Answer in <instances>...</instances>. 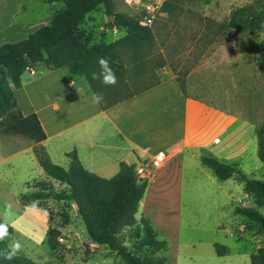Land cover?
Instances as JSON below:
<instances>
[{"label":"rangeland","instance_id":"374dc122","mask_svg":"<svg viewBox=\"0 0 264 264\" xmlns=\"http://www.w3.org/2000/svg\"><path fill=\"white\" fill-rule=\"evenodd\" d=\"M251 1L171 0L175 6L170 11L163 10L162 7L150 25L154 33L153 43L139 54H135L129 47H120L125 67L120 74L110 70L115 76V83L102 82V74H108L106 70L97 74L95 83L101 94L117 100L168 77H179L184 81L187 95L209 106L198 107L192 121L191 135L202 139L210 134L219 136L222 142L219 146H214L219 147L218 151L228 152V147L236 154L246 151L241 158L231 160V163H238L250 176L264 181V162L258 156L256 133V128L258 130L264 122V72L261 67V62L264 61V24L245 33L217 28V22L227 18L235 6ZM54 4H57L56 10L63 7L62 2ZM45 5L51 6L50 3ZM115 9L129 14L140 12L135 4H128L126 0H115ZM108 18L105 7L100 5L85 16L79 33L106 42L124 35L125 29L109 25L112 21L108 22ZM138 64L142 65L137 66ZM41 66L40 63L39 68ZM34 69L35 66L27 68L32 73ZM84 80L92 90L85 77ZM222 111L228 117L221 120L219 116ZM37 146L28 137L0 130V227L12 250L28 255L41 264H123L120 257L112 254L109 249L97 250L96 244L89 241L86 226L69 201L53 197L42 202L21 201L23 192L36 187H45L51 194L68 191L66 184L48 176L42 168L38 171L39 163L34 153ZM20 155L26 157L22 161H15L13 165L12 160ZM226 162L230 161L226 159ZM200 164L201 167L195 168L193 172L205 178L207 174L216 176L211 168L201 162ZM189 170L192 171V167ZM147 172L146 178L150 175ZM215 178L217 185L214 189L220 195L215 201L220 202L224 196L219 185L226 186L228 182L217 176ZM192 186L189 182L185 183L183 201L187 207L191 203H212L207 196L195 200L187 194L192 190L209 191L213 188L211 182L197 184L195 188H191ZM38 208L51 218L49 224ZM66 216L69 217L67 221ZM195 217L202 227L191 230L195 225L192 217L187 214L184 216V222H189L184 225L182 232L184 248L189 239H196V248L204 251L212 241L226 246L228 242L243 244L228 233L227 206H220L217 212H201ZM52 227L60 230L58 245L54 249L46 240L48 230ZM247 227L257 238L255 244L264 245V227L251 220H248ZM132 232L133 227H126L121 233L128 246L136 241L131 236ZM166 237L173 243L170 234H166Z\"/></svg>","mask_w":264,"mask_h":264},{"label":"crops","instance_id":"0c3cea01","mask_svg":"<svg viewBox=\"0 0 264 264\" xmlns=\"http://www.w3.org/2000/svg\"><path fill=\"white\" fill-rule=\"evenodd\" d=\"M46 3L49 2L0 0V46L25 39L47 24L57 4L46 6ZM39 64L35 65L34 73L26 70L22 74V85L16 89V97L23 114L37 113L47 134L42 144L53 162L68 167L66 152L76 149L85 168L106 178L119 171L121 161L134 163L136 167L146 164L150 175L136 217L148 218L158 237L168 241V249L159 252L168 256L166 264H251V253L260 244H255L257 238L247 227L249 218L235 214L234 208L257 207L253 196L246 192L242 182L230 177L224 179L228 182L226 186L219 185L224 197L220 202L215 201L220 196L214 189L216 176L207 174L205 178L193 172L201 167L202 155H216L231 163L246 152L236 154L229 147L228 152L218 151L219 147L214 146H219L222 140L217 135L210 134L205 139L191 135L198 107L207 104L187 95L177 77L171 76L104 109L95 100L96 95L88 88L83 76L74 75L67 80V67L51 70L44 63L39 68ZM226 117V112L222 111L219 119ZM157 155L162 156V162L154 166ZM25 157L20 155L17 160H12L13 165ZM41 168L39 164L38 171ZM186 182L193 185L191 188L211 182V190H192L187 194L195 200L207 196L212 203H191L187 207L183 201ZM220 206L228 207L229 235L243 244L228 242L227 252L222 255L215 249V245L221 243L215 241L204 251L196 248V239H189L184 248L182 232L184 225L189 223L184 222L185 214L192 217L193 230L202 227L196 214L217 212ZM258 209L264 212V207ZM38 211L42 209L38 208ZM43 215L49 224L48 215L45 212ZM166 234L172 236L173 243ZM86 237L89 239L88 234Z\"/></svg>","mask_w":264,"mask_h":264},{"label":"trees","instance_id":"16d2710c","mask_svg":"<svg viewBox=\"0 0 264 264\" xmlns=\"http://www.w3.org/2000/svg\"><path fill=\"white\" fill-rule=\"evenodd\" d=\"M46 1L62 2L63 7L53 12L49 23L40 26L27 38L5 42L0 46V130L23 135L37 143L34 153L44 172L66 184L68 191L51 194L45 187H36L23 192L21 201L42 202L53 197L69 201L73 206L74 202H77V214L82 218L88 237L96 244L97 250L109 249L112 254L120 257L123 264H166L168 256L159 252L168 249V241L158 237L157 230L148 218L136 217L148 185L147 178L138 176L136 165L121 161L119 171L106 178L85 168L76 149L66 152L69 158L68 167L53 162L42 144L47 134L37 113L23 114L16 97V89L22 85V74L29 66L44 63L51 70L67 67V80L74 75L85 77L92 86L91 91L101 97L98 101L102 108L121 102L151 85L114 100L99 91L95 83L97 74L102 70H113L120 74L125 65L119 48L129 47L135 54L141 53L153 43V30L151 26L140 23L141 12H117L115 0ZM100 5L105 7L108 16H114L108 24L126 31L112 42L94 40L89 35L82 36L79 33L85 16ZM174 6L171 0H165L163 10L170 11ZM263 24L264 0H252L235 6L227 18L217 22V28L245 33L256 30ZM100 58L107 61L106 69L99 65ZM140 65L142 64L137 66ZM261 67L264 72V61L261 62ZM176 79L185 92L184 81L179 77ZM257 136L258 156L264 162V122L258 127ZM201 161L211 168L218 178L224 180L234 177L242 182L246 192L253 196L256 206L264 207V181L250 176L237 163L224 162L213 155H202ZM257 207L236 206L234 213L264 227V212ZM68 219L66 216L65 220ZM126 227H133L131 236L136 241L131 246L126 245L121 237ZM0 232L3 233L0 235V264H41L28 255L14 252L1 227ZM59 235V228H49L47 242L52 249L57 247ZM215 249L220 255L227 252V246L224 244H216ZM251 264H264V245L251 253Z\"/></svg>","mask_w":264,"mask_h":264},{"label":"built area","instance_id":"2783aa9c","mask_svg":"<svg viewBox=\"0 0 264 264\" xmlns=\"http://www.w3.org/2000/svg\"><path fill=\"white\" fill-rule=\"evenodd\" d=\"M128 4H135L140 12V23L143 25H151L156 18L157 13L162 9L164 0H126ZM162 156L157 155L153 160L154 166L161 165ZM137 174L139 177L144 178L147 175L148 166L141 164L137 168ZM93 244V243H92Z\"/></svg>","mask_w":264,"mask_h":264},{"label":"clouds","instance_id":"9594fccd","mask_svg":"<svg viewBox=\"0 0 264 264\" xmlns=\"http://www.w3.org/2000/svg\"><path fill=\"white\" fill-rule=\"evenodd\" d=\"M98 63L99 65L102 67V68H105L106 69V66H107V61L104 59V58H100L98 60ZM93 78H95V74H93ZM102 82L105 83V84H114L115 83V76L110 72V70L108 71V74L107 75H103L102 74ZM95 100H100L101 97L100 96H95L94 97ZM3 233L0 232V235H2ZM16 247L18 248L19 245L17 244ZM8 258H10V255L8 256Z\"/></svg>","mask_w":264,"mask_h":264},{"label":"water","instance_id":"95a60500","mask_svg":"<svg viewBox=\"0 0 264 264\" xmlns=\"http://www.w3.org/2000/svg\"><path fill=\"white\" fill-rule=\"evenodd\" d=\"M113 19H114V16L110 15L109 18H108V22L111 21V20H113ZM74 207L76 209H78V203L77 202H74Z\"/></svg>","mask_w":264,"mask_h":264}]
</instances>
